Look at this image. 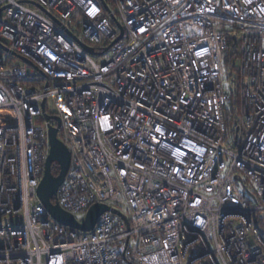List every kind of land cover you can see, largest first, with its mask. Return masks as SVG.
<instances>
[{
    "label": "built area",
    "instance_id": "obj_1",
    "mask_svg": "<svg viewBox=\"0 0 264 264\" xmlns=\"http://www.w3.org/2000/svg\"><path fill=\"white\" fill-rule=\"evenodd\" d=\"M0 43V264H264V0H0ZM43 102L71 152L59 205L126 220L50 216Z\"/></svg>",
    "mask_w": 264,
    "mask_h": 264
},
{
    "label": "water",
    "instance_id": "obj_2",
    "mask_svg": "<svg viewBox=\"0 0 264 264\" xmlns=\"http://www.w3.org/2000/svg\"><path fill=\"white\" fill-rule=\"evenodd\" d=\"M26 2L44 11L43 6H41L39 3H36L33 1H26ZM104 6L107 10H109L106 3H104ZM48 15L59 23V21L56 18H54L51 14H48ZM112 19L114 21L115 26L119 30V35L112 43H110L108 46L104 48L103 52H107L116 42L121 40L124 36V29L121 23L115 17H112ZM232 41L234 44L237 43L236 35L232 36ZM79 43L88 53L93 54V55L99 54L93 47L87 44L81 43V42ZM0 46L4 50H6V48H4L1 45V43H0ZM16 56L19 59L34 65L33 62L29 60L28 58L19 56V55H16ZM47 87H48V84H46V88ZM43 110H44V117L47 120H52L55 123V124H51L49 127L50 150H49L47 159L44 163L42 179L38 186L39 199L46 207L50 216L56 221L66 226H69L71 228L78 229L84 232L91 231L96 225L99 217L107 211H113L119 214L124 220H126L127 219L126 216L122 212H120L118 209L111 208L107 204L94 203L89 207L83 222H80L73 214L67 212L59 205V203L56 200L57 194H58L59 187L61 186V184L63 183V181L65 180L69 172V169L71 166V152L69 148L67 147V145L59 137V128L61 125L60 117L55 114L47 113L45 102H43ZM234 128H235V134H234V145H235L237 143L238 130H239L237 122H235ZM55 162L58 163L59 165V172L57 175L53 174V171H52V165ZM235 179L238 182H240V184L244 187L247 193L252 195V193L248 189V186L246 185V183L244 182L243 178L240 175H236Z\"/></svg>",
    "mask_w": 264,
    "mask_h": 264
},
{
    "label": "trees",
    "instance_id": "obj_3",
    "mask_svg": "<svg viewBox=\"0 0 264 264\" xmlns=\"http://www.w3.org/2000/svg\"><path fill=\"white\" fill-rule=\"evenodd\" d=\"M228 50L225 53V66L229 68L230 65H233L236 63L238 59V50L237 45H234L232 40L229 38V46ZM235 103L232 98V101L227 104L226 107V115H227V125H228V133L230 136V139L233 137L234 134V123L236 120L235 116ZM53 174L57 175L59 172V168H55L53 166Z\"/></svg>",
    "mask_w": 264,
    "mask_h": 264
},
{
    "label": "rangeland",
    "instance_id": "obj_4",
    "mask_svg": "<svg viewBox=\"0 0 264 264\" xmlns=\"http://www.w3.org/2000/svg\"><path fill=\"white\" fill-rule=\"evenodd\" d=\"M107 58V54H105V55H97L96 56V60L98 61V62H103L105 59ZM14 62H16V63H18V64H21L22 63V61L19 59V58H15L14 59ZM236 64H238V62H236ZM225 87H226V89L227 90H230L231 88H232V85H231V83H230V81L229 80H226V82H225ZM47 107H48V110H49V112H51V113H54L55 112V106H54V104L52 103V101H48V103H47ZM233 138H234V134H233ZM233 138H231L230 139V142H232V140H233ZM54 167L55 168H59V165H58V163H54ZM123 210L125 211V212H128V208H127V206L126 205H124L123 206ZM79 217V219H83L82 218V216H78Z\"/></svg>",
    "mask_w": 264,
    "mask_h": 264
}]
</instances>
